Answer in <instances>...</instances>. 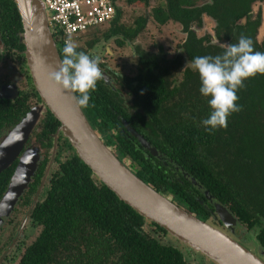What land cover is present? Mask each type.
<instances>
[{
  "label": "trees",
  "instance_id": "trees-1",
  "mask_svg": "<svg viewBox=\"0 0 264 264\" xmlns=\"http://www.w3.org/2000/svg\"><path fill=\"white\" fill-rule=\"evenodd\" d=\"M260 1L264 0H159L153 10L157 22L181 24L184 41L172 56L163 46L147 51L135 45L136 75L125 76L121 86L118 83L128 87L129 96L122 97L118 87L102 79L82 110L105 143L143 180L203 220L211 218L209 207L213 208L204 192L208 190L249 229H260L264 248V75L245 80L238 92L242 110L228 118V127L209 132L202 121L212 111L210 97L200 93L199 73L187 63L197 56L221 54L222 45L237 43L241 35L252 38L255 51L264 52V39L258 38L261 14L252 16V5ZM127 3L149 4L150 0ZM205 16L215 21L214 34H198ZM121 19L118 2L117 15L104 38L116 37L121 46L132 44L147 18L138 17L134 27ZM0 32L6 47L1 57L14 47L25 48L16 0H0ZM54 34L62 57L64 39L57 30ZM100 40L92 38L88 48L78 46L77 51L88 53ZM180 70L182 76H177ZM27 112L26 100L0 98V139ZM59 124L48 111L39 132L46 138H33V143L51 146V134ZM126 124L144 134L159 154H150ZM58 162L53 166L47 159L40 161L12 212L16 218L15 214L6 218L0 232V250L15 236L18 247L26 248L18 264H193L183 250L154 233L170 236L165 228L122 201L77 152ZM17 163L0 174V200ZM27 209L32 219L28 226L37 227L38 233L25 241L29 230L19 233L17 226ZM147 225L154 227L153 232Z\"/></svg>",
  "mask_w": 264,
  "mask_h": 264
},
{
  "label": "water",
  "instance_id": "water-1",
  "mask_svg": "<svg viewBox=\"0 0 264 264\" xmlns=\"http://www.w3.org/2000/svg\"><path fill=\"white\" fill-rule=\"evenodd\" d=\"M16 3L23 24L22 39L26 46V58L43 103L31 108L0 139V174L18 161L0 200V232L6 218L12 214L29 187L41 161L39 144L32 143L28 146L27 143L49 108L60 121L58 133L62 132L70 140L78 155L100 180L146 219L159 224L170 235L218 264H264L262 257L233 236L175 203L170 196L138 176L117 156L91 126L82 108L76 103L75 93L49 78V73L58 69L62 57L45 3L43 0H16ZM18 92L15 85H3L0 88V98L15 99ZM127 126L151 154L158 155L157 149L143 135L129 124ZM215 208L228 227L236 223L235 216L226 207L215 203ZM27 219L28 217L22 227Z\"/></svg>",
  "mask_w": 264,
  "mask_h": 264
},
{
  "label": "clouds",
  "instance_id": "clouds-1",
  "mask_svg": "<svg viewBox=\"0 0 264 264\" xmlns=\"http://www.w3.org/2000/svg\"><path fill=\"white\" fill-rule=\"evenodd\" d=\"M113 1L116 14L110 22L92 26L68 39L63 37L64 48L59 67L49 73V78L57 85L79 94L76 96V103L81 108L89 106L91 92L96 90L97 82L104 78V73L99 66L102 63L100 56L77 51L78 45L72 39L76 40L79 35H86L111 23L117 15L118 6V2ZM52 30L54 34L56 30L54 28ZM222 47L224 51L221 54L197 56L191 62H187L199 73L200 93L210 97L208 103L212 111L209 117L202 121L209 132L219 128L226 129L228 118L242 110L237 102L240 99L238 92L245 87V80L257 74L264 75V52L254 50L251 37L241 35L237 43H229Z\"/></svg>",
  "mask_w": 264,
  "mask_h": 264
},
{
  "label": "flooded vegetation",
  "instance_id": "flooded-vegetation-1",
  "mask_svg": "<svg viewBox=\"0 0 264 264\" xmlns=\"http://www.w3.org/2000/svg\"><path fill=\"white\" fill-rule=\"evenodd\" d=\"M244 21H245V19H244ZM1 35H2V33L0 32V62H1L0 63V88L3 87V85H15V86H17V88L19 90L18 95L16 96L15 99H9V98H2V99H8V100H12L14 102L17 100H20V99L26 100V102L28 104V111H29L34 106L43 103V99H42L40 93L37 91V88L33 82V78H32L31 72H30V68H29L28 61L26 58V53H25L26 46L22 50L14 47L11 51L7 52L6 54L3 53L4 55L1 57L2 52H4V50H6V47L4 45V42H3ZM110 38H113V37H110ZM110 38H108L109 39V40H107L108 42L111 40ZM21 40H23V39H21ZM130 45H132V44H130ZM125 46H127V45H125ZM93 51H95V52H92V54L99 55L101 58L102 63H100L99 66H100L102 72L104 73L103 80L107 84L111 83V84H114L116 87H118L122 91L121 92L122 97H124V98L128 97L129 96L128 95V93H129L128 87H126V88L119 87L118 83L121 86L123 84V82L126 81L125 76H127L129 78L134 77L136 75V68H135V72L132 74H127V72L123 73L120 70L119 71L115 70L110 65V63H108L107 60H105L102 49L97 47V48H93ZM133 52L136 54V51L134 50V48H133ZM101 81H102V79L99 82L101 83ZM48 111H50L49 108L46 110V113H45L43 119L40 121L39 125L33 131L32 135H31V139L28 141L29 142L28 146L30 144H32L33 138L39 139L40 141L42 138H46L42 135V133L39 134V132L41 131L40 124L46 118ZM90 124L92 127H94V125L92 124L91 121H90ZM59 126H60V124H59ZM59 126H57L55 132L53 134H51V136L53 135V138H54L52 145L51 146H48V145L40 146L41 152L43 151L42 152L43 157L41 158V160L47 159V164L48 163L50 164L51 159H53V162H52V163H54L53 166L59 165L58 159L60 157L62 158L66 154V157L63 159L66 161L73 153L76 152V149L74 148V146L72 145L70 140L66 136H64V134L62 132L58 133ZM126 128L129 130V132L132 135H134L130 131V129L128 128L127 124H126ZM94 129L101 135V133L99 132V130L97 128L94 127ZM57 133H58L57 143H55V138H56ZM143 136H144V134H143ZM144 137L150 142V140L146 136H144ZM135 138H137V136H135ZM44 141L46 143L49 142L47 139H44ZM151 146H154V145L151 143ZM115 153L117 154V152H115ZM150 154H151V152H150ZM154 156H156V155H154ZM44 169L46 170V167ZM47 169H48V167H47ZM45 170H44V172H45ZM184 176H187V174L185 173ZM204 192H205V190H204ZM209 196H210L209 202L213 205V208L209 207L210 214H211L210 219H212L214 221L213 224L220 227L221 229L225 230L226 232H228L233 237L239 239V241H241L246 246H251L254 251H257L259 253V255H261L264 258V248L261 246V244L259 242L260 229L259 228L249 229L247 222L241 221L239 219V217H237V215H235V216L238 218V223L235 226L228 227L221 220V218H219V216L217 214V211H216L215 206H214V204L218 202L216 200V197L214 195H209ZM18 208H19V206H18ZM229 210H231V209L229 208ZM27 211H28V209L26 210V213H25L26 216H23L21 222H19L20 226H17L19 233H24L27 230L28 225H32V219L29 218V214H28V212H30V211H28V212ZM14 214H15V218H16V216H17L16 212L12 213V215L10 217H12ZM27 217H28V219H27L28 222L24 226V228H22L21 226ZM209 220H206V221H209ZM7 222H6V224H7ZM2 238H5V237H2ZM0 239H1V237H0ZM17 240H18V236H15L13 238V241H11L6 246V248H2L0 250V264H18L20 262L22 255H23V252L26 248H23L22 253L19 254V250L21 248L18 247ZM14 242H15V244H14ZM2 246H4V245H2ZM212 262L215 264H218L215 261H212Z\"/></svg>",
  "mask_w": 264,
  "mask_h": 264
},
{
  "label": "rangeland",
  "instance_id": "rangeland-1",
  "mask_svg": "<svg viewBox=\"0 0 264 264\" xmlns=\"http://www.w3.org/2000/svg\"><path fill=\"white\" fill-rule=\"evenodd\" d=\"M118 2L122 9L121 21L126 26L134 27L136 19L140 16H142L143 18H147L145 28L137 36L132 45L128 44L127 46H120L116 41V37L110 38L111 40L108 42L104 38V33L105 31L110 29V23L86 35H83L76 40H73L78 46L88 48V45H86L88 40H91L92 38H101L98 43V47L103 50L105 60H107V62L110 63V65L115 70H120L123 73L127 72V74H132L135 72V66L138 61V56L133 52V48L135 45H139L141 49L147 51H158L160 49V46H163L171 54L170 56H172L174 52H176L178 45L181 44L186 38V34L182 31L181 24L174 21H169L166 24H160L157 22L156 18L154 17L153 10L158 6L159 0H150L149 4H128L127 0H118ZM259 14H261L262 21L258 30V38L261 41L264 39V1L255 2L252 5V16L256 18ZM204 20V27L198 28V34L204 35L207 32L214 34L215 21L209 16H205ZM88 52L92 53L95 51H93V49H88ZM177 76H182V70L179 71ZM8 131L5 130L4 132H2V135H6ZM36 143L39 144L38 142ZM27 144H29V142ZM42 152L41 158L43 157ZM65 157L66 154L62 157V159H64ZM209 221L211 223L214 222L212 219H210ZM147 228L153 232L154 227L147 225ZM27 230H29L30 236L26 237L25 241L29 240L31 237H34L38 233L37 227L32 228L28 226ZM154 233H156V236L162 237L161 239L164 243H172L173 245L183 250L186 258L193 264H215L212 262L213 260L211 261L210 258L206 257L202 253L191 249L189 245H186L176 237L172 235L163 236L162 234H159L157 232ZM248 248L254 251L251 246H248ZM22 251L23 248L19 250V254H21ZM254 252L259 255L257 251Z\"/></svg>",
  "mask_w": 264,
  "mask_h": 264
},
{
  "label": "built area",
  "instance_id": "built-area-1",
  "mask_svg": "<svg viewBox=\"0 0 264 264\" xmlns=\"http://www.w3.org/2000/svg\"><path fill=\"white\" fill-rule=\"evenodd\" d=\"M52 28L68 39L88 28L110 22L116 14L113 0H43Z\"/></svg>",
  "mask_w": 264,
  "mask_h": 264
},
{
  "label": "bare ground",
  "instance_id": "bare-ground-1",
  "mask_svg": "<svg viewBox=\"0 0 264 264\" xmlns=\"http://www.w3.org/2000/svg\"><path fill=\"white\" fill-rule=\"evenodd\" d=\"M157 149V148H156ZM157 152H158V154H159V152L160 151H158V149H157ZM153 155V154H152ZM124 162V161H123ZM186 173V172H185ZM205 194H206V196L208 197V199H209V195H212V194H210L209 193V191L208 190H205ZM217 203H219V201L217 202ZM219 204H221V205H223L224 207H226L227 205H225V204H223V203H219ZM214 206H215V204H214ZM228 207V206H227ZM226 207V208H227ZM216 209V208H215ZM228 210H229V207L227 208ZM234 216H235V214L231 211V210H229ZM216 214V213H215ZM218 216H219V214H218ZM219 218H221L220 216H219ZM235 218H236V223L235 224H232L231 226H235L237 223H238V218L235 216ZM202 219V218H201ZM222 220V219H221ZM209 222V221H208ZM209 223H211V222H209ZM211 224H213V223H211ZM214 225V224H213ZM216 226V225H215ZM230 226V227H231ZM216 227H218V226H216ZM219 229H221L220 227H218ZM222 231H224V232H226L225 230H223V229H221ZM227 234H229L228 232H226ZM230 235V234H229ZM232 236V235H231ZM235 238V237H234ZM235 239H237V238H235ZM238 241H239V239H237ZM241 242V241H240ZM242 243V242H241ZM243 244V243H242ZM243 245H245V244H243ZM246 246V245H245ZM247 248H248V246H246ZM250 249V248H249ZM251 250V249H250ZM254 252V251H253ZM260 257H262L261 255H259ZM263 258V257H262ZM264 259V258H263Z\"/></svg>",
  "mask_w": 264,
  "mask_h": 264
},
{
  "label": "crops",
  "instance_id": "crops-1",
  "mask_svg": "<svg viewBox=\"0 0 264 264\" xmlns=\"http://www.w3.org/2000/svg\"><path fill=\"white\" fill-rule=\"evenodd\" d=\"M118 2V0H116ZM112 24V22L110 23V25Z\"/></svg>",
  "mask_w": 264,
  "mask_h": 264
}]
</instances>
